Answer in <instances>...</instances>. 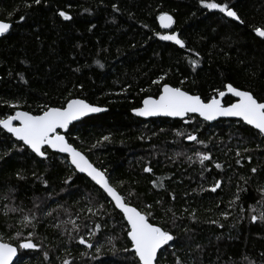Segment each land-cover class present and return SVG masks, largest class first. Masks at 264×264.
Segmentation results:
<instances>
[{"label": "trees", "instance_id": "trees-1", "mask_svg": "<svg viewBox=\"0 0 264 264\" xmlns=\"http://www.w3.org/2000/svg\"><path fill=\"white\" fill-rule=\"evenodd\" d=\"M216 2L228 3L243 23L199 0H0V19L12 24L0 37V119L17 109L41 114L74 98L106 107L74 123L66 137L107 169L113 184L122 181L118 190L149 211L151 222L172 230L176 239L160 251L157 264H177V257L183 264H264V221L250 219L253 208L264 210V136L241 120L143 119L132 113L145 97H157L163 84L208 101L231 83L264 102V37L254 31L264 27V0ZM61 10L72 19L61 17ZM161 12L174 17L168 30L159 24ZM171 32L185 47L161 38ZM233 101L227 97L225 104ZM46 150L41 158L0 127V236L16 244L35 231L34 242L42 244L19 249L13 264H132V252L122 251L131 249L123 214L66 156ZM196 153L212 158L202 165ZM160 179L163 188L152 183ZM216 181L221 187L213 192ZM238 188L244 191L237 201ZM10 189L9 202L2 197ZM100 204L98 213L88 211ZM13 206L23 213L4 211ZM29 213L37 217L34 229L20 223ZM69 218L79 231L72 224L54 227ZM97 223L101 229L89 237ZM80 236L93 248L80 244ZM97 245H103L100 253Z\"/></svg>", "mask_w": 264, "mask_h": 264}, {"label": "snow or ice", "instance_id": "snow-or-ice-1", "mask_svg": "<svg viewBox=\"0 0 264 264\" xmlns=\"http://www.w3.org/2000/svg\"><path fill=\"white\" fill-rule=\"evenodd\" d=\"M202 5H205L208 9H218L225 13L228 17L234 18L236 21L243 23L241 16L238 12L231 7L228 3L216 2V0H199ZM34 3L39 5L41 0H34ZM115 7V6H114ZM118 10V9H117ZM59 15L65 20H71L72 17L69 12L61 10ZM25 16H20V20H24ZM160 23L165 27L169 28L175 23V20L171 14L168 12H161L159 15ZM12 28V24L0 20V36H4L9 33ZM254 31L260 36L264 37V27H256ZM163 40L174 41L177 45L185 47V41L181 39L180 34L177 32H171L169 34L163 35L161 37ZM191 51V50H190ZM199 53H197V56ZM99 64L100 62L97 61ZM196 64L197 61H192ZM103 67V65H101ZM161 80L163 77L160 78ZM154 83H159V81H154ZM227 92L234 94V96L239 99L235 103L228 104L227 106L222 103V99L225 96V92L216 89L220 98L217 96L211 97L207 102L203 100L199 95H193L188 91L182 90L180 87H173L169 84H163L162 91L158 97L147 96L143 100V106L133 109L139 116H154V115H167L173 117H185L189 113H198L201 117L206 120H214L221 116H233L240 117L248 125H252L258 130L259 134L264 136V102H261L253 94L251 90H241L239 87H234L233 84L228 83L226 85ZM101 107L95 106L88 103L83 99H71L66 102V106L62 107H46L45 110L39 115H33L31 112L26 111H16L14 115H9L3 119H0V126L6 129L7 132L11 133L18 141H22L24 146L30 148L33 153L39 157L47 158V148L57 150L60 153H67L70 156V163L81 173H86L88 177L91 178L96 185L103 190L107 197L111 198L115 208H118L123 213L124 218L129 225V230L127 231V236L130 238L131 249L124 248L123 252L131 251L133 254L132 264H157V254L158 251L164 246L168 245L169 242H174L176 237L173 235L172 230L164 227L161 223L150 222L151 213L147 210H141L136 206H133L130 200L122 195L118 190L119 185L123 182H118V184H113L110 181V177L107 173V169H102L96 167L88 158L77 147L69 143L68 138L62 135L58 129H67L69 125L81 117L88 115L89 113H99L105 111ZM14 121H19L20 123L14 124ZM183 135V133H179ZM110 136H104L103 140L107 141ZM188 140L196 141V135H188ZM99 143V141L97 142ZM203 144L204 141H199ZM259 147V146H258ZM248 151V149H245ZM237 155H240V151H237ZM199 162L203 165L205 161L211 160V153H196ZM247 159L250 161L251 156ZM191 160V157H189ZM239 163V161H237ZM216 167H221L220 164H216ZM146 172H151V168H146ZM251 171L255 173L256 168H252ZM17 177L23 179V176L17 172ZM35 175V173H33ZM47 184V181H44ZM154 186L163 188V179L153 180ZM221 181H216L211 187V191L215 192L221 187ZM247 183V180H245ZM244 191V189L238 188L236 200L240 199L239 193ZM264 192V187L260 189ZM15 192V189H10L2 197L4 200L11 201V195ZM134 193H130L132 195ZM175 199V196L172 197ZM264 200V197H262ZM234 203V201L230 202ZM151 208V205L146 206ZM104 208L103 204H100L95 210L92 207L88 208L89 212L93 214L98 213ZM6 213H23V209L19 207L5 208ZM172 209L169 208L165 211L171 212ZM243 211V209H241ZM50 215V213H49ZM193 219H196L195 212L190 213ZM222 215H229L225 212ZM175 214L173 213V217ZM79 218V217H78ZM251 221L256 222L257 220L264 221V210L257 213L256 209H252V214L250 216ZM37 217L34 213L24 214L22 220L20 221L22 227H32L35 228V222ZM215 223V221H212ZM61 224H72L73 231H79L80 225L76 221L69 218L67 221H61L54 225V227L59 228ZM173 220V227H174ZM101 229V225L97 223L94 229L88 232V236L92 237L97 231ZM185 231H188L185 229ZM35 231L28 233V238L18 241L15 245L11 242H5L3 236H0V264H13V259L17 256L19 249H39L42 247L41 243L34 242ZM17 237H22V231L16 232ZM114 238H109L108 243L112 244L111 252H116L115 245L113 243ZM79 243L85 245L87 248H93V243L87 239L85 236L79 237ZM197 247H200L197 245ZM103 249V245H97L95 251L100 253ZM49 255L48 251L44 252V256L47 258ZM264 255V254H261ZM62 264H71L68 259H63ZM177 264H183L179 257H177ZM194 264V262H193Z\"/></svg>", "mask_w": 264, "mask_h": 264}, {"label": "water", "instance_id": "water-1", "mask_svg": "<svg viewBox=\"0 0 264 264\" xmlns=\"http://www.w3.org/2000/svg\"><path fill=\"white\" fill-rule=\"evenodd\" d=\"M174 18V17H173ZM1 20V19H0ZM158 21H159V24H160V26H161V28L163 29V30H168V29H170L172 26H173V24L171 25V27H169V28H165L161 23H160V20L158 19ZM4 22H7V21H4ZM9 23V22H8ZM11 24V23H10ZM11 30V29H10ZM6 35V34H5ZM0 37H2V36H0ZM170 85V84H169ZM172 86V85H171ZM173 87H175V86H173ZM235 87V86H234ZM182 90H184V89H182ZM241 90H243V89H241ZM161 91H162V88H161ZM184 91H186V90H184ZM223 92H225L226 94H225V96L223 97V98H221L222 99V103H224V105L225 106H227L228 104H225V99L227 98V97H232L233 99H234V101L233 102H231V103H235L239 98L238 97H236V96H234V94H232V93H228L227 92V88L225 87V89L224 90H222ZM190 93V92H189ZM192 94V93H191ZM193 95H198V94H193ZM200 96V95H199ZM217 96V98H220L219 96H218V94L216 95ZM158 97V96H157ZM201 97V96H200ZM146 98V97H145ZM144 98V99H145ZM202 98V97H201ZM74 99H82V98H74ZM143 99V100H144ZM203 99V98H202ZM84 100V99H83ZM204 100V99H203ZM88 102V101H87ZM205 102H207V101H205ZM263 102V101H262ZM89 103V102H88ZM231 103H229V104H231ZM91 104V103H90ZM94 105V104H93ZM66 106V105H65ZM95 106H98V105H95ZM143 106V101H142V105L140 106V107H142ZM98 107H101V108H103V109H106L105 111H107L108 109L106 108V107H103V106H98ZM139 108V107H138ZM16 111H25V110H22V109H17V110H15L14 111V113L12 114V115H14L15 114V112ZM105 111H102V112H99V113H89L88 115H86V116H84V117H81L80 119H78V120H76V121H73L70 125H69V127L67 128V129H58V131L62 134V135H65L66 136V133L68 132V130H69V128L74 124V123H77V122H79V121H81V120H83L84 118H86V117H88V116H92V115H97V114H100V113H103V112H105ZM26 112H28V111H26ZM132 113L135 115V116H138V117H140V118H143V119H150V118H171V119H185V118H187V117H189L190 115H198L201 119H203L204 121H207V122H209V123H214V122H216V121H219V120H241V121H243L242 120V118H240V117H233V116H221V117H217L216 119H214V120H211V121H209V120H206L204 117H201L198 113H189L187 116H185V117H173V116H167V115H163V114H161V115H154V116H148V117H144V116H139V115H137L135 112H133L132 111ZM33 114V113H32ZM33 115H36V114H33ZM37 115H39V114H37ZM244 123H246L245 121H243ZM14 124H19L20 122L19 121H14L13 122ZM247 124V123H246ZM249 126H251V127H253L252 125H249ZM1 128H2V126H0ZM254 128V127H253ZM3 129V128H2ZM255 129V128H254ZM5 131H7L6 129H4ZM257 130V129H256ZM9 133V132H8ZM11 134V133H10ZM16 138V137H15ZM17 139V138H16ZM22 142V141H21ZM70 143V142H69ZM74 146V145H73ZM47 147V146H46ZM50 149V148H49ZM51 151H53V152H55V153H58V154H60V155H64V156H66L67 158H68V160H69V163H70V156L67 154V153H60V152H58L57 150H53V149H50ZM80 150V149H79ZM85 154V153H84ZM86 155V154H85ZM41 158H44V157H41ZM90 160V159H89ZM91 161V160H90ZM71 164V163H70ZM95 165V164H94ZM96 166V165H95ZM72 167H74L73 165H72ZM97 167V166H96ZM75 168V167H74ZM78 173H80V174H84V175H86L87 176V174L86 173H81V172H79L78 170H76ZM88 177V176H87ZM90 180H91V178L90 177H88ZM95 183V182H94ZM98 186V185H97ZM99 187V186H98ZM100 188V187H99ZM110 198V197H109ZM111 199V198H110ZM134 206V205H133ZM118 209V208H117ZM119 210V209H118ZM120 212H121V210H119ZM122 213V212H121ZM123 214V213H122ZM127 222V221H126ZM151 222V221H150ZM130 239V238H129ZM170 243V242H169ZM15 245V244H14ZM165 246L166 245H164L159 251H158V254H157V259H158V256H159V253H160V251L161 250H163L164 248H165ZM18 255H19V250H18V253H17V256L13 259V262L17 259V257H18Z\"/></svg>", "mask_w": 264, "mask_h": 264}, {"label": "rangeland", "instance_id": "rangeland-1", "mask_svg": "<svg viewBox=\"0 0 264 264\" xmlns=\"http://www.w3.org/2000/svg\"><path fill=\"white\" fill-rule=\"evenodd\" d=\"M166 34H169V33H166ZM166 34H165V35H166Z\"/></svg>", "mask_w": 264, "mask_h": 264}]
</instances>
